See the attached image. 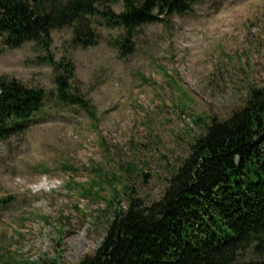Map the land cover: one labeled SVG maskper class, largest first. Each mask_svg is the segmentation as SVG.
<instances>
[{
	"label": "rangeland",
	"instance_id": "1",
	"mask_svg": "<svg viewBox=\"0 0 264 264\" xmlns=\"http://www.w3.org/2000/svg\"><path fill=\"white\" fill-rule=\"evenodd\" d=\"M89 19L98 36L90 48L76 47L70 28L53 32L49 51L35 43L9 49L0 39V76L48 94L27 131L0 144V200L8 202L0 205V264L93 256L113 221L106 205L115 190L122 210L125 187L146 206L160 201L202 133L193 118L225 120L264 89V0H205L185 16L142 27L127 57L116 45L122 31ZM64 58L75 68L72 89L95 108V124L56 100L50 61ZM92 181L102 183L99 195L80 189Z\"/></svg>",
	"mask_w": 264,
	"mask_h": 264
},
{
	"label": "trees",
	"instance_id": "2",
	"mask_svg": "<svg viewBox=\"0 0 264 264\" xmlns=\"http://www.w3.org/2000/svg\"><path fill=\"white\" fill-rule=\"evenodd\" d=\"M203 1L0 0V39L9 49L35 43L49 51L53 32L70 28L73 44L90 48L98 44V36L89 18L100 17L108 28L122 31L116 45L127 57L135 52L142 27L185 16ZM119 3L122 13L108 9ZM64 60L59 65L50 61L58 74L56 100L81 108L95 124V108L72 89L75 68ZM47 98L43 89L0 76V144L26 132ZM193 123L202 133L161 200L146 206L125 187L128 207L122 210L121 193L115 190L106 205L114 218L103 243L78 264H264V89L251 91L245 107L225 120L213 117L203 124L196 116ZM100 187L102 183L92 181L88 189H80L96 196ZM6 203L0 200V205Z\"/></svg>",
	"mask_w": 264,
	"mask_h": 264
}]
</instances>
